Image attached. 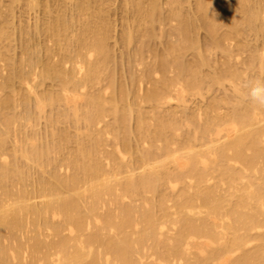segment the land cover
I'll list each match as a JSON object with an SVG mask.
<instances>
[{"label":"bare ground","instance_id":"6f19581e","mask_svg":"<svg viewBox=\"0 0 264 264\" xmlns=\"http://www.w3.org/2000/svg\"><path fill=\"white\" fill-rule=\"evenodd\" d=\"M191 1L166 0L164 11L163 0H0V264H264V107L246 87L264 81V0ZM116 3L120 40L139 41L130 60L144 65L126 96L150 82V110L127 103L111 77ZM172 20L164 52L149 47L144 64L143 38ZM236 38L249 52L241 67L228 46ZM218 49L225 60L214 67ZM102 74L110 99L92 89ZM189 96L203 99L187 108ZM18 118L21 138L11 135ZM34 175L33 191L20 185ZM38 197L47 199L29 203ZM27 225L24 248L15 232Z\"/></svg>","mask_w":264,"mask_h":264},{"label":"rangeland","instance_id":"374dc122","mask_svg":"<svg viewBox=\"0 0 264 264\" xmlns=\"http://www.w3.org/2000/svg\"><path fill=\"white\" fill-rule=\"evenodd\" d=\"M117 1H119V0H117ZM116 0H115V2H117ZM164 2V4L162 5L163 6V10L165 11V9H168V6H167V4H165V1L166 0H163ZM194 1V0H193ZM193 1H191V2H193ZM114 4V3H113ZM112 5V4H111ZM117 5V3L115 4V6L113 5L112 6V15H113V19L115 20V23H116V25H114L115 26V28L117 27V29L115 30L114 28V30H112V34L110 35L111 37H110V40H111V45H113V47H112V58L114 59H112V62L110 63L111 65H110V69H111V77H112V80H114V85L116 84V86L115 87H121L120 88V90L119 89H117L118 90V93H120L121 92V90H123L122 91V93H124L125 95V97L127 98V99H129L128 101H126L127 103L128 102H134V103H136V104H140L139 106H141L142 108H146L147 107V109H149L150 110V108H151V104H148L147 102H144V101H141V99L143 98V95L145 94V92L148 90V88H150V82L148 83V81L146 82H143L142 84H141V86L139 85V84H136V89L137 90H135V92H136V96L135 97H137V96H139V93H140V96L139 97H137V100H135V101H133V100H131L130 99V97H132V95L131 96H126V95H128V94H130L128 91H130L131 90V87H133V85H132V82H131V78L129 77L130 76V73L134 70L138 75L142 72V69L144 68V65H137L136 64V62H131V55L132 54H130V53H133V51L136 49V47L138 48V45H139V41L137 42L136 41V43L134 42L133 44H130V45H127V44H125V45H123V43L124 42H122V40H120V39H122L121 37H120V35L122 36V34H121V31H122V27H121V24H122V15H121V18H120V14H123L122 12H120L122 9H120V8H118V9H116L117 7H119L118 5H119V2H118V5ZM166 6V7H165ZM115 8V9H114ZM115 10H119L118 12H116ZM34 13H36V12H32L31 11V13L30 14H25V15H27V16H25L24 17V19H25V21H26V23H28L27 21H28V19L30 18V24L32 23V22H34V21H32V20H35L36 19V15L38 14V13H36V15L34 14ZM33 14H34V17H33ZM40 15V14H39ZM38 15V16H39ZM116 15V16H115ZM28 16H30V17H28ZM115 16V17H114ZM28 17V18H27ZM26 18H27V20H26ZM120 18V19H119ZM121 20V21H120ZM118 22H120V23H118ZM114 23V24H115ZM29 24V23H28ZM33 24V23H32ZM176 24V21L174 22V20H172V21H168L167 23H165V25L163 24V27H162V24H157V26H156V28L158 29V30H156L155 31V33H156V38H158V39H160V37L162 38V39H160V41L159 40H157L155 37L154 38H149V37H146V39L145 38H143L144 40V55L143 56H145L144 57V62H146V63H144V64H147V63H152L153 61H154V53L149 49V47L151 48H156V49H158L160 52H164V47L166 46L165 44V42H166V39L167 38H164V34L166 35L167 34V32L166 31H169L170 30V27H171V25L172 26H174ZM160 25V26H159ZM121 27V29H120V27ZM166 26H169V27H166ZM163 29V30H165V31H163V30H161V28ZM203 28V29H202ZM200 27L198 30H197V39H199V41L200 42H202L201 44H202V46L206 49V47L209 45V40L208 39H210V32H208L209 30H207L205 27ZM223 28V29H222ZM220 30H221V32L220 33H223V32H225L226 30H227V28L226 27H222ZM226 29V30H225ZM201 30H202V33H201ZM115 31H117V32H114ZM158 31H159V33H158ZM161 31V32H160ZM208 32V34H207V32ZM223 31V32H222ZM120 32V33H119ZM162 32H164L163 33V35H162ZM166 32V33H165ZM114 33V34H113ZM120 34V35H119ZM202 34V35H201ZM119 35V36H118ZM162 35V36H161ZM200 35V36H199ZM209 36V37H208ZM114 37V38H113ZM117 37V38H116ZM112 38V39H111ZM119 38V39H118ZM163 38L165 39V40H163ZM201 38H202V40H201ZM247 38H252L253 39V36H249V37H246V39ZM113 39H114V41H113ZM149 39V40H148ZM156 39V40H155ZM245 39V40H246ZM250 39H249V42H251L250 41ZM117 40H120L119 42L117 41ZM236 40H238V38H236L234 41H235V43H234V41L233 40H231L232 42H229L228 41V46L230 47V44H232V48L230 47V49L232 50L233 48V50L232 51H237V52H235V56H234V59H235V63L238 61L239 63L241 62L242 64H243V62L242 61H244V59L243 58H247L248 56L247 55H249V52H247V51H244V52H246V53H244L243 51H241V49H239V46H238V42L236 41ZM255 40V39H254ZM254 40H252V41H254ZM264 40V38L262 39V41ZM113 41V42H112ZM162 41H164V43L162 42ZM247 41H248V39H247ZM261 41V39L259 40V42ZM51 42V41H50ZM50 42H47V45L48 44H50ZM114 42H116V45H115V43ZM118 42V43H117ZM155 42V43H154ZM205 42V43H204ZM145 43H146V45H145ZM154 43V44H153ZM156 43H157V45H156ZM253 43H255L256 44V42L254 41ZM20 42L18 41V46L17 47H19L20 45ZM51 45H54L53 44V42H51V44L49 45V46H51ZM151 45V46H150ZM160 45H162V46H160ZM55 46V45H54ZM146 46V47H145ZM161 48H160V47ZM115 47V48H114ZM159 47V48H158ZM237 47V48H236ZM51 48H53V47H51ZM117 48V49H116ZM134 48V49H133ZM54 49V48H53ZM116 49V50H115ZM124 49V50H123ZM239 49V50H238ZM121 50V51H120ZM127 50V51H126ZM219 50L220 49H218V50H212V52L210 51V53H212V59H213V61H215L214 63H213V65H214V67H218V64H219V66L222 64V62L225 60V58H224V54H222V52H219ZM123 51V52H122ZM214 51H216L215 53H214ZM221 51V50H220ZM239 51V52H238ZM241 51V52H240ZM19 52V54H21L20 53V51H18ZM59 52V51H58ZM58 52H55L56 54H59ZM148 52V53H147ZM54 53V54H55ZM128 53V54H127ZM234 53V52H233ZM116 54V59L113 57V55H115ZM153 54V55H152ZM214 54H216V56L214 55ZM218 54V55H217ZM236 54H238V55H236ZM122 55H123V57H122ZM128 55V56H127ZM221 55V56H220ZM223 55V56H222ZM239 55H241V56H239ZM243 55V56H242ZM19 56H21V55H19ZM56 56V59L55 60H58V58H57V56L59 57L60 55H55ZM150 56V57H149ZM247 56V57H246ZM146 57H147V59H146ZM189 59L190 58H192V55L191 54H189L188 56H187ZM214 57H215V59H214ZM241 58V60L239 59V58ZM55 58V57H54ZM60 58V57H59ZM151 58V59H150ZM220 58V59H219ZM122 59H123V62H121L122 61ZM222 59V60H221ZM116 60V61H115ZM120 60V61H119ZM129 60V61H128ZM152 60V61H151ZM1 61V60H0ZM53 61H54V59H53ZM150 61V62H149ZM2 62V61H1ZM1 62H0V68L1 69H3V70H1L2 72H1V74L3 75L4 73L6 74L7 73V71H8V69L5 71V68H7V65H4L5 63H6V61H5V63H4V61L2 62V65H1ZM221 62V63H220ZM237 62V63H238ZM123 63V64H122ZM124 63H125V65H124ZM131 63V64H130ZM240 63V67L242 66V64ZM70 65V66H69ZM69 65H67V67L69 66L70 68H72V66H71V64H69ZM118 65V66H117ZM244 65V64H243ZM1 66H3V67H1ZM115 66V67H114ZM130 66V67H129ZM137 66L138 67H140V68H137ZM68 67V68H69ZM133 67H134V69H133ZM27 68H29V67H27ZM27 68H25V69H27ZM113 68V69H112ZM118 68V69H117ZM128 68V69H127ZM243 68V67H242ZM245 68V67H244ZM30 69V68H29ZM28 69V70H29ZM115 69V70H114ZM133 69V70H132ZM136 69V70H135ZM138 69V70H137ZM27 70V71H28ZM122 70V71H121ZM130 70V71H129ZM171 70V71H170ZM169 70V76L171 75V73H172V75L171 76H173V75H175V71L173 70V69H170ZM113 71V72H112ZM116 71V72H115ZM127 71V72H126ZM139 73H138V72ZM174 71V72H173ZM120 72V73H119ZM126 73V74H125ZM174 73V74H173ZM0 74V75H1ZM7 74H9V72L7 73ZM7 74L5 75L6 77H7ZM161 74V75H160ZM102 75H104V74H102ZM125 75V76H124ZM123 76V77H122ZM163 75H162V73H159V74H157V76H155L156 78L155 79H159L160 77H162ZM264 76V75H263ZM0 77H2V76H0ZM5 77V78H6ZM103 77V78H102ZM105 77H107V75L105 74L104 76H101V78H100V82L99 83H97V85L98 86H96V84L93 86V90H94V88L95 87H97V88H95V90L94 91H96V89L97 90H100V89H102L103 90V88H104V91H107V92H104V94H105V96H107V99L109 98V97H111L110 96V93L112 94V92H111V89L109 88H107V90H105L106 88L105 87H108L107 85H109L108 83H109V78L107 77V78H105ZM3 78V77H2ZM123 78H125V79H123ZM127 78V79H126ZM4 79V78H3ZM3 79H0V80H2L3 81ZM108 80V81H106V80ZM102 80L105 82H102ZM122 80V81H121ZM124 80H126L125 82H124ZM128 80H130V81H128ZM119 81V82H118ZM1 82V81H0ZM106 82H107V84H106ZM48 83H49V85H48ZM41 85H42V82L40 83ZM43 84H44V82H43ZM46 84V87L44 86ZM45 84L42 86V88H41V86L40 87H38L39 89H38V91L41 89V91H42V89L44 90V89H50V87L52 86V82L51 81H45ZM50 84H51V86H50ZM101 84V85H100ZM145 84H147V85H145ZM149 84V85H148ZM227 84H229V83H227ZM104 85V86H103ZM125 85H126V87H125ZM48 86V87H47ZM140 86V88L142 89L141 91L142 92H140V90L138 89V87ZM149 86V87H148ZM228 86H230V85H228ZM44 87V88H43ZM126 88V89H125ZM134 89V88H133ZM128 92V94H127V92ZM139 92V93H138ZM116 93H117V91H116ZM142 93H144V94H142ZM1 95H2V93H1ZM190 97V96H189ZM18 98V97H17ZM125 98V100H127ZM191 98V97H190ZM190 98H188V100L187 101H189L187 104L186 103H183V104H185V105H187V108H190V107H195L194 105H196V104H200V101L202 102V99L203 98H201L200 96H194V97H192L191 99H192V101H191V99ZM197 98V99H196ZM110 99V98H109ZM133 99V98H132ZM200 99V100H199ZM131 100V101H130ZM197 100H199V101H197ZM138 101V102H137ZM195 101H197L196 103H195ZM204 102H205V100H204ZM176 104V103H175ZM175 104L174 103H169V104H166V105H164V106H162L163 108H166L167 109V107L168 108H172V107H174L175 106ZM182 104V106L180 105V104H176V105H180L182 108H184V107H186L185 105H183ZM199 104L197 105V106H199ZM148 105V106H147ZM169 105V106H168ZM172 105V106H171ZM203 105V104H202ZM150 106V107H149ZM188 106H190V107H188ZM196 106V107H197ZM201 106V105H200ZM179 107V106H178ZM177 107V108H178ZM18 108H20L19 110H18ZM22 108V109H21ZM24 108V109H23ZM175 108H176V106H175ZM165 109V110H166ZM225 108L223 107V109L221 110V111H223ZM24 110H25V107H24V105L21 107H19V104H17V106H16V112H18V113H20V116H21V114H22V116H25L26 115V113H22V112H24ZM49 110V109H48ZM164 110V109H163ZM181 110V109H180ZM183 110V109H182ZM20 111V112H19ZM148 111V110H147ZM149 113H148V116H149V114H152L151 113V111H148ZM17 113V114H18ZM25 114V115H24ZM19 115V114H18ZM179 115H181V111H180V113H178V116ZM152 116V115H151ZM150 117V116H149ZM151 118V117H150ZM108 119V120H107ZM106 120L107 121H109V117L107 118ZM111 119V118H110ZM21 122H20V121ZM44 120H46L44 117H43V119H42V121L41 120H39V122H40V126H41V128H42V124L41 123H43V125L45 124L44 122ZM105 120V121H106ZM22 121H23V123H26V122H24V120H21V119H19L18 118V121L17 122H15L14 123V125H15V127L17 128V130H15V129H13V133L11 134V135H13V134H15V137L16 136H18L19 138H21V135L19 134L20 133V130H21V128L23 129V126H22ZM19 122H20V125H18L19 124ZM106 122H104V124H105ZM63 124V125H62ZM71 124V125H70ZM103 124V123H102ZM25 125V124H24ZM27 128L28 129H31V125L32 124H30L29 125V123H27ZM46 125V124H45ZM20 126H22L21 128H19ZM60 126V127H59ZM64 126V127H63ZM71 129H69L68 127ZM74 125L72 124V123H67V122H63V123H59L58 124V127L57 128H60L61 129V127L64 129V128H68L72 133L71 134H73L74 135V133L73 132H78V131H75L77 128H75L76 126H74ZM102 126V125H101ZM71 127H73V128H71ZM14 128V127H13ZM44 128V127H43ZM42 128V129H43ZM74 129V130H73ZM82 129H83V127H82ZM65 130H67V129H65ZM78 130V129H77ZM69 131V132H70ZM18 132V133H17ZM111 136V135H110ZM11 138H14V136H12ZM19 138H17V139H19ZM113 137L111 136V139H112ZM133 138V137H132ZM15 140H16V138H14ZM12 140V141H15V140ZM111 139H109V141L111 140ZM113 141H114V139H112ZM111 140V141H112ZM11 141V142H12ZM110 141V142H111ZM110 142H109V144H110ZM13 143H15V142H13ZM12 143V144H13ZM114 144V143H113ZM112 144V145H113ZM111 145V146H112ZM113 146H115V145H113ZM110 147V146H109ZM108 147V148H109ZM113 148H115V147H113ZM110 149V148H109ZM128 157L130 158V155H128ZM129 158H127L126 160H128ZM130 160V159H129ZM48 169H50V167H47ZM46 168V169H47ZM64 170H66L68 173H69V170L67 169V167L66 166H64L63 167V169L61 168V170H60V173L61 174H67V172L66 171H64ZM138 172H139V170H138ZM40 174L39 175H41V172H39ZM45 176V175H44ZM34 177V178H33ZM31 179H28L26 182L28 183H26L25 181H23V182H25L26 183V185L24 184L23 185V182H22V184H20L21 186H24V188H25V186H29V187H26L29 191L30 190H34L33 188H35L36 186H35V184H36V182H35V180H36V177H35V175L33 176ZM34 179V180H33ZM33 181V182H32ZM31 183V184H30ZM18 184L16 183L15 184V186H16V188L14 189V191H17V188H20V185L19 186H17ZM33 186V187H32ZM35 186V187H34ZM14 188V187H13ZM39 198V201H37L38 199L37 198H35V201L34 200H32V199H34V198H31L30 200H29V203H36L37 204V202L38 203H40V202H42V199L45 201L47 198H43V197H38ZM41 200V201H40ZM34 201V202H33ZM127 201H129V199L128 200H126V202ZM113 207H115V206H113ZM29 219V218H28ZM28 221V220H27ZM30 221V220H29ZM26 224H29V223H26ZM30 224H31V222H30ZM34 226H32V225H27V227L25 226L24 228H23V230H25L26 229V232H28L29 234H24L25 233V231H23L22 230V232H20V234H19V232L17 231V232H15V234L17 235V236H19V237H17L15 234L12 236L13 238H14V236H16L17 238H15V239H17V241L18 242H20V241H22L23 242V245H24V248H26V245H28V244H26V243H24L25 241L27 242L28 240H29V245H31L32 243H33V241L31 240V238H29V239H27L28 237H29V235L30 236H32L33 235V232H29V231H34L35 230V228H33ZM32 228L34 229V230H32ZM46 231V236L48 235V234H50L51 232H49V233H47V231L48 230H45ZM21 234H23V235H21ZM27 235V236H26ZM51 236V235H50ZM11 237V238H12ZM21 237H24V239L22 240L21 239ZM9 239V241L11 240V241H13L12 243L14 244V242H16V244H17V241L16 240H13V239ZM20 238V239H19ZM49 239L50 238H53V236H51V237H48ZM8 241V239L5 241V242H7ZM8 241V242H9ZM10 241V242H11ZM10 242H9V244H10ZM21 242V243H22ZM11 243V244H12ZM8 244V243H7ZM8 244V245H9ZM10 244V246H12ZM15 245V244H14ZM14 247V246H13ZM26 253V252H25ZM28 253H26L25 254V256L27 255ZM38 254H40V253H38ZM36 255V256H38V257H40L42 254H40V255ZM28 256V255H27ZM14 262H17V261H14Z\"/></svg>","mask_w":264,"mask_h":264},{"label":"clouds","instance_id":"9594fccd","mask_svg":"<svg viewBox=\"0 0 264 264\" xmlns=\"http://www.w3.org/2000/svg\"><path fill=\"white\" fill-rule=\"evenodd\" d=\"M246 87L248 89L247 98L250 102L257 106L264 107V81H250Z\"/></svg>","mask_w":264,"mask_h":264}]
</instances>
